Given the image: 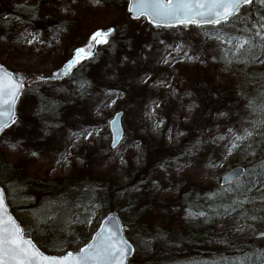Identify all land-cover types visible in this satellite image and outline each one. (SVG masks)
I'll use <instances>...</instances> for the list:
<instances>
[{
  "label": "rangeland",
  "instance_id": "obj_1",
  "mask_svg": "<svg viewBox=\"0 0 264 264\" xmlns=\"http://www.w3.org/2000/svg\"><path fill=\"white\" fill-rule=\"evenodd\" d=\"M1 3L0 12L2 13L0 14H3L4 18L12 17V10L29 13H31L30 10H34L41 21L74 18L79 20L76 22H80L77 25L82 26L80 31L72 34L74 40L71 43L68 42L71 37L64 30H52L46 36L47 38H42L44 34L40 28H25L16 32L14 36L12 35L11 39L0 34L1 58L9 61L15 72H24L29 75L52 73L72 56L73 49L79 46L85 47L97 29L104 30L103 28L113 26V24L123 25L124 31L135 35V37L127 39L122 36L121 43H126L127 47L136 43L137 49L144 41L155 37V35L163 34L165 36L168 34V32L152 25L146 26L148 22L144 19L139 21L129 19L126 22V18H128V16L126 17L127 6L124 7L117 0H59L55 3L45 0H0ZM8 4L7 8H2L3 5ZM254 11L256 8L253 7ZM259 12L262 13V11ZM29 33L37 34L39 40L31 44L27 43V39L31 38L28 36ZM119 34L108 36V43L101 45L99 51L92 58V62L82 64L68 78L72 81L58 88L53 87L55 94H57L56 90L65 93L66 87H73L69 95L68 93L60 94L59 97H55L59 100H45L46 102L39 100L38 102L34 100V95L40 94L39 80L24 89L17 106L18 121L16 123H19L17 128L30 118L31 121L32 118L35 119L37 125L41 124V132H45L44 130L51 132L59 126L62 127L60 141L56 145L54 144L55 148L53 147L54 149L48 157L41 155L32 146L15 141L13 136L18 134L17 128L0 136V152L4 153L5 158L10 162L19 163L20 160H25L27 166L24 169L28 174L48 175L49 179L67 178L71 176L73 169L88 166L90 172H94L96 175H106L116 185L128 186L131 184L132 193H126L127 198H136L138 202H146V210L151 208L160 211L161 215L166 211L176 210L177 216L181 215L186 219L193 218L196 215H189V212L193 214L195 212L175 202L178 196L188 190L194 191V195L198 191L201 196L208 195L210 197L214 192L217 193L214 189L215 186L220 187L221 181L217 178H222L224 172L243 163L249 154L248 141L253 137L255 140H264V134H259L264 133V127L254 129L255 134L225 158L226 145L231 138L227 130L232 128L237 134H242L246 128L245 125H229L233 118L244 119V113L243 116H240L241 112L230 113L218 106V103H226L225 106H227L229 101L226 100L234 98L232 92L238 80L237 76L229 69L213 66L208 56L201 58L199 54H194L191 48L193 41L190 38L187 43L183 40H175L170 45L183 43L190 47V55L200 57V59H190L195 65L184 68L192 83L181 73L180 65L184 59L177 58L176 61L169 64L163 63L165 48H163L164 50L159 49L155 54L159 60H156L157 63L152 66V69L150 66L146 68L140 63L130 68L131 74H124L123 70L130 61L127 59L140 54L134 51L125 56L121 55V61L119 60L115 65V61L111 59L118 60V58L110 56L107 50L111 44L119 46L117 45ZM163 42L167 44L165 41ZM67 52H69V56L62 61L61 57ZM118 63L121 65L119 68H117ZM198 63L201 69H205L207 65H209V69L206 72L200 70L199 66L196 67ZM104 64L108 65V70L101 68V65ZM112 69L119 73V80L114 86L105 85L101 80L104 71L111 72ZM81 77L89 81L85 92L84 86H76V82L81 81ZM188 85L192 87H186ZM39 86L42 87V85ZM213 87L218 88L217 93L214 92ZM96 89L101 90L100 97L93 102L90 98L86 101L85 106L80 107L79 104L88 97L89 91L97 92ZM103 90H105L104 93ZM73 92H77L82 99L80 98L72 104L61 99L62 96L65 99L69 96L71 98ZM110 92L117 95L107 98V93ZM76 98L77 95L74 99ZM113 99L116 100L115 104H112ZM164 107H169L168 113H165ZM153 109H155V115H148ZM118 110H124L125 139L118 149L109 153L107 149H110L111 133L108 121ZM161 120L163 123L157 127V123ZM218 120L225 121L227 125H217ZM55 122L57 125L59 124L58 127L52 125ZM210 122L216 123L214 125L217 127L213 132L216 139L221 135H224L226 139L224 141L217 140V149L210 155L206 157L195 155L193 149L196 140L202 136L204 130L206 131ZM87 131L94 133L98 131L99 135L94 134L92 137L84 139L80 134H86ZM77 137H79L78 140ZM38 148L40 149V147ZM69 150L71 155L65 161L62 157ZM245 150L247 151L244 153ZM33 153L36 155H32ZM213 164L216 166L213 167ZM130 170L135 171L131 177ZM6 184L9 187V195H5L10 210L13 209L11 211L14 216L22 227L26 228V235L38 240L37 234L40 229L49 227L40 225L34 218V211L29 210L27 198L17 196L13 185L10 182ZM101 186H104L100 190L101 194H106L108 185L103 183ZM34 195L39 197L40 194L34 193ZM122 197L110 203L109 211L104 212L103 206L98 204L90 222L83 226L81 233L92 237L106 215L110 211L116 210L127 227L126 235L129 240L133 243L132 239L137 237L136 241L140 245L141 223L133 224V227L128 231V223H130V217L134 210L126 212L128 204L121 199ZM255 216L258 219L252 221L241 211H238L219 219L217 229L227 238L223 247L251 242L264 246V237L259 236V232L264 231V222L261 221L259 213ZM145 217L148 216L145 214ZM248 225H252V227H248ZM134 228L135 230H133ZM70 240L72 244L69 248L56 250L53 253L61 255L66 251H78L86 244L75 230Z\"/></svg>",
  "mask_w": 264,
  "mask_h": 264
},
{
  "label": "trees",
  "instance_id": "obj_2",
  "mask_svg": "<svg viewBox=\"0 0 264 264\" xmlns=\"http://www.w3.org/2000/svg\"><path fill=\"white\" fill-rule=\"evenodd\" d=\"M45 1H52L55 3L59 0ZM119 1L124 7L128 4V0H117V2ZM0 5H2V3ZM8 6L9 4L3 5L2 8H7ZM253 7L256 8L254 12ZM263 10L264 3H261L260 0H255L253 5L246 6L241 10V18L235 20L233 23L240 28H243L245 25L251 27L253 20L258 19L260 15H264ZM259 11H262V13ZM30 12L31 13L12 10L13 16L8 18H4V15L0 14V34L7 39H11L12 35L14 36L16 32L24 30L25 28H40L43 30L44 34L42 38H47L46 36H48L52 30H64L71 37L68 41L71 43L74 40L72 34L77 33L80 31V28H82L81 25H77V23L80 22L76 21L79 20L74 18L53 19L45 22L41 21L36 11L30 10ZM249 16L251 19H249ZM129 19L130 18H126V22ZM130 20L133 21L132 19ZM146 26L150 27L151 25L148 23ZM103 29V31L113 29L109 37L120 33V38H118L117 41V45L119 46L111 44L109 50H107L110 56L118 58V60L111 59L115 61V65L119 60L121 61V55L125 56L134 51L140 54L127 59L130 61L123 70L124 74H131L130 68L140 63L146 68L150 66V69H152V66L157 63L156 60H159L157 55H155L159 49L162 48V50H164L163 48H165V45H170L175 40H183V42L187 43V40L190 38L193 41L191 48L194 54H199L201 58L208 56L213 66L229 69L238 78L234 85V91L232 92L234 98L226 100L229 101L227 106H225L226 103H218L220 109L228 110L230 113H235V111H238V113L241 112L240 116H243V113L245 114L244 119L233 118L230 120L229 125H245L246 128L254 131L252 121H258L261 116L264 115V112L261 111V107L264 106V64L233 62L231 65L226 66L224 61L220 58L221 54L216 43L212 40H208L203 35L205 31H211L212 29H198L195 26H191L187 29L161 28V30L168 32V34L165 36H163V34H158L159 36L155 35V37L144 41L139 49L136 48V43L130 45L129 42H127L131 47H127L125 45L126 43H121L122 36L124 39L135 37L131 32L124 31L123 25L116 26L113 24V26ZM234 34L238 35L240 33ZM162 40L167 44H160ZM100 47L101 46H99L97 52ZM197 49L200 50L196 51ZM213 55L216 56V59H212ZM68 56L69 52L63 55L61 60L67 59ZM87 62H92V58L85 61L83 65ZM0 63L12 69L9 61L1 58V54ZM109 63L111 62L109 61ZM57 64L58 62L56 65ZM193 64L194 63H192L190 59H184L180 65V67H182L181 73L187 77L191 83L192 80L189 79L184 68H190ZM107 66V64H104L101 65V68H107L108 70L109 68ZM198 66L200 70L205 72L209 69V65H207L205 69H201L199 63L196 64L197 68ZM119 67H121V65L118 63L117 68ZM119 77V73L115 69H112L111 72L104 71L101 80L105 85L110 84L114 86L116 82H118ZM80 80L81 81L76 82V86H84L85 92L86 85L89 81L84 77H81ZM69 81L72 80H68L67 78L62 81H39L40 84H38V89L40 94L34 95V100L38 102L39 100L54 101L59 100L55 99V97H59L60 94L65 95L68 93L69 95L73 87H66L65 93H60L56 90L57 94H55L53 90V87H61ZM39 85H42V87L40 88ZM186 87L192 86L188 85ZM213 88L214 92L217 93L218 88ZM96 91L97 92L89 91V94H87L88 97L82 100L83 103L79 104L80 107L85 106L86 101L90 98L92 102L96 101V99L100 97L101 90L96 89ZM104 92L105 90H103V93ZM76 95L77 98L74 99ZM80 98L82 99L81 96H78L77 92H73L71 98L70 96L66 99L63 96L61 97L64 102L70 104L73 102L76 103V100ZM252 105L256 106V112H253ZM168 108L164 107L165 113L169 112ZM216 123H218L217 125L223 124L222 126L227 125L223 120H218ZM216 123L210 122L206 131L204 130L202 132V136L197 138L193 149L195 155L206 157L217 149L216 142L213 143V141L216 140V135L213 133L214 129L217 127L214 125ZM18 125L19 123H16L2 135L4 136L5 133L11 129L14 130ZM40 125L41 124L37 125V121L33 118L32 121L31 118L26 120L20 125L22 126L21 128H19L20 126L17 128L18 134L13 136V139L34 147L41 155L43 154L48 157L55 148L54 144L56 145L60 141L62 134L60 131L62 127L55 122L52 125L56 127L59 126L56 130H52L51 132H46V130H44L45 132H41ZM260 127H264V124H257L255 129H259ZM248 146L250 147L248 149L249 154L247 158L243 160L242 164L247 167L249 173L241 179L242 181H247L249 177L252 180H256L258 177L252 175V170L258 169L264 164V140H255V137H253L248 141ZM38 147H40V149ZM107 151L109 153L112 152L111 149H107ZM246 151L247 150H245L244 153ZM252 153H255V155ZM20 161L19 163L10 162L5 158L4 153L0 152V184L4 187L5 194L8 196L9 187L6 183L10 182L17 191V196L20 195L28 199L29 210L34 211V218L38 220L39 224L49 227L47 229L41 228L40 232L37 234V238L39 239L35 240L38 246L46 253H53L56 250H65L69 248L72 244L70 239L74 230L77 235H80L83 241L87 243L91 236L82 234L81 229L94 215L98 204L103 206L104 212L109 211L110 203H113L116 199L123 196L121 199L128 204L126 212L134 210L130 217V223H128V231L133 227V224L137 225L141 223L140 245H138L136 241L137 237L135 236L136 238L132 239L135 245V253L129 264H232V262L239 261L246 256L249 259L245 264H260V261L264 260V246H259V244H253L251 242L248 244H238L237 246H228L227 248L223 247L227 242V238L217 229V222L219 219L228 217L231 214H225L224 207L230 204L232 199H244V196L239 193L210 197L208 195L201 196L198 191L197 194L195 193L194 195V191L188 190L180 194L175 202L195 213L203 211L206 215H196L193 218L186 219L181 215L177 216L175 214L176 210L162 212L163 215L160 214V211L158 212L151 208L146 210V202H138L136 198H127L126 193H132V190H130L131 184L128 186L116 185L114 181L107 178L108 176L96 175L94 172H90L88 166L73 169L70 177L49 179L48 175L28 174L26 169H24L27 166L25 160ZM130 165L132 167V163ZM133 172L135 171H129L130 177L133 175ZM103 183L104 185H108L106 194H101L100 191L101 188L104 187L101 186ZM258 187L259 185H257V188ZM214 191L217 193L220 192V187L215 186ZM34 193L40 194L39 197L35 196ZM244 195H247L252 202L245 204L243 208H238L236 212L241 211L246 217H251L259 213L261 221L264 222V199H262L264 192L253 189L252 192L245 193ZM11 210L13 211V209ZM148 213H150L151 216H149L150 214L148 215ZM145 214L148 217H145ZM133 230H135V228Z\"/></svg>",
  "mask_w": 264,
  "mask_h": 264
},
{
  "label": "snow or ice",
  "instance_id": "obj_3",
  "mask_svg": "<svg viewBox=\"0 0 264 264\" xmlns=\"http://www.w3.org/2000/svg\"><path fill=\"white\" fill-rule=\"evenodd\" d=\"M254 2L255 0H129L127 10L133 14L135 20L144 19L157 29H187L191 26L198 29H212L205 31L203 35L216 43L221 54L220 58L226 66L233 62L264 64V15L253 20L251 27L245 25L240 28L233 23L241 18V10L246 6L253 5ZM260 2L264 3V0H260ZM249 19H251L250 16ZM112 31L113 29L97 30L93 33L89 43L85 47L77 48L74 58L53 76L60 78L68 75L75 66L84 60L93 58L95 44H107V37L111 35ZM28 36L31 37L26 41L29 44L39 40L37 34L29 33ZM163 43L161 41V44ZM190 51V47L183 43L165 45L163 63L169 64L176 61L177 58L200 59L199 56L190 55ZM174 53L175 55H173ZM212 59H216V56L213 55ZM23 88V79L15 78L13 73L4 72L0 67V133L17 122L14 106ZM113 95L117 94L107 93V98H111ZM115 103L116 100L113 99L112 104ZM252 110L253 112L257 111L255 105H252ZM261 111L264 112V106L261 107ZM121 115L122 113L117 112L115 117L108 121L109 125L115 128L118 123L116 118ZM148 115H155V109ZM221 115L224 114L221 113ZM162 123L161 120L156 126L160 127ZM257 124H264V115L258 121H252L253 129ZM227 131L231 138L226 145L225 158L254 135V131L247 128L243 130L242 134H237L232 128ZM94 134L99 135V132L87 131L86 134L81 133L80 135L84 139H88ZM78 139L79 137H77ZM121 139H123L122 136L117 139L114 134L111 147L117 148ZM225 139L226 137L221 135L213 143ZM252 154L255 155V153ZM32 155L35 156L36 153ZM70 155L71 151L69 150L62 159L67 161ZM248 173V169H241L238 173H225L222 179L226 184L220 186V192L213 193V196H225L230 193H239L244 196L243 200L232 199L231 203L224 207L225 214L236 212L238 208H243L245 204L252 202L247 195H244L245 193H250L253 189L264 192V164L258 169L252 170V175L258 177L256 180L249 177L247 181H242L241 177L247 176ZM217 179L219 180L221 177ZM257 185H259L258 188ZM189 215L205 216L206 213L203 211L195 214L189 212ZM248 219L256 221L258 217L253 215ZM248 227H252V225H248ZM122 232L123 228L114 217L110 216L101 223L95 235L91 237L92 242L86 243L78 251H67L61 255L46 254L34 243L33 239L25 236L24 227L8 210L5 189L0 188V264H125L132 249L128 241L124 239ZM259 236L264 237V231H260ZM248 259L246 256L232 264H245ZM260 264H264V260H261Z\"/></svg>",
  "mask_w": 264,
  "mask_h": 264
},
{
  "label": "water",
  "instance_id": "obj_4",
  "mask_svg": "<svg viewBox=\"0 0 264 264\" xmlns=\"http://www.w3.org/2000/svg\"><path fill=\"white\" fill-rule=\"evenodd\" d=\"M129 3V2H128ZM127 8H128V6H127ZM127 15L130 17V18H132V19H134L133 18V14L132 13H130V12H128V10H127ZM135 20V19H134ZM100 44H95V46H94V49H93V51H94V53L97 51V48H98V46H99ZM80 47H82V46H79V47H77V48H80ZM77 48H75L74 50H73V54H72V56L59 68V69H57V70H55V71H53L51 74H49V75H43V74H37V75H35V78H37V79H39V80H43V81H52V80H55V81H61V80H63V79H65V78H67V77H69L78 67H79V65H77V66H75L72 70H71V72L68 74V75H65V76H62V77H60V78H55L54 76H53V74L54 73H59L63 68H64V66L67 64V62L69 61V60H71V59H73L74 58V56H75V50L77 49ZM85 61V60H84ZM0 67H2L3 68V70H4V72H11V73H13L14 74V76H15V78H17V79H23V81H24V87H25V83H26V81H28V79L30 78V76L28 75V74H26V73H23V72H19V73H14L12 70H10V69H8L4 64H2V63H0ZM24 89V88H23ZM21 95H22V91H21V94L19 95V97H18V99H17V101H16V103H15V106H14V112H15V116H16V121L18 120V115H17V110H16V108H17V103H18V101H19V99H20V97H21ZM117 112H120V113H122V115L120 116V117H117L116 119L118 120V123L115 125V128L113 127V126H111V125H109V130H110V133H111V143H110V147H111V145H112V141H113V136H114V134H116V137H117V139H120V137L122 136L123 137V139H124V136H125V128H124V124H123V116H124V110H118V111H116L114 114H113V116H112V118L111 119H113L114 117H115V114L117 113ZM110 119V120H111ZM14 125V124H13ZM12 126V125H11ZM10 126V127H11ZM8 129V128H7ZM6 130V129H5ZM2 133H0V135H1ZM123 139H121L120 140V143L117 145V148L121 145V143L123 142ZM117 148H115V149H117ZM111 149H113V150H115L114 148H112L111 147ZM241 169H247L246 168V166H244V165H237V166H234V167H232L231 169H229V170H227L225 173H231V172H239ZM225 173L223 174V176L225 175ZM222 176V177H223ZM242 178V177H241ZM226 184V182H225V180L224 179H222L221 178V181H220V186L221 185H225ZM0 188H2L1 186H0ZM6 204H7V202H6ZM8 210H9V212L13 215V213L11 212V210L9 209V207H8ZM14 216V215H13ZM114 217L115 218V220H116V222L117 223H119V225L123 228V232H122V235H123V237H124V239H126L127 241H128V243L131 245V252H130V254L128 255V257H127V259H126V261H125V264H128L129 263V261H130V259L132 258V256L134 255V252H135V247H134V245L130 242V240L127 238V236H126V226L124 225V223H123V221H122V219H121V217H120V214H119V212L118 211H116V210H113V211H111L104 219H103V221L105 220V219H107L108 217ZM15 217V216H14ZM16 218V217H15ZM17 219V218H16ZM18 221V220H17ZM102 221V222H103ZM19 222V221H18ZM99 229V228H98ZM97 229V230H98ZM25 234V236L26 237H28L27 235H26V233H24ZM95 235V233L92 235V236H94ZM28 238H31V237H28ZM31 239H33V238H31ZM34 241V240H33ZM92 241L90 240L89 241V243H91ZM34 243H35V241H34ZM39 247V246H38ZM84 247V246H83ZM42 251V250H41ZM46 254H48V253H46ZM51 255H59V254H51Z\"/></svg>",
  "mask_w": 264,
  "mask_h": 264
}]
</instances>
